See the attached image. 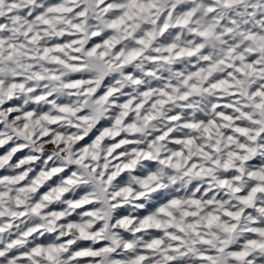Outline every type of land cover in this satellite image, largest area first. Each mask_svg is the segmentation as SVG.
Instances as JSON below:
<instances>
[{
    "label": "snow or ice",
    "instance_id": "obj_1",
    "mask_svg": "<svg viewBox=\"0 0 264 264\" xmlns=\"http://www.w3.org/2000/svg\"><path fill=\"white\" fill-rule=\"evenodd\" d=\"M0 150V264H264V0H0Z\"/></svg>",
    "mask_w": 264,
    "mask_h": 264
},
{
    "label": "clouds",
    "instance_id": "obj_2",
    "mask_svg": "<svg viewBox=\"0 0 264 264\" xmlns=\"http://www.w3.org/2000/svg\"><path fill=\"white\" fill-rule=\"evenodd\" d=\"M141 63L143 65V68L140 69V70L143 71V72L156 71L160 67H162V65H160V66L151 65L147 60L141 61ZM130 67L133 68V71L134 72L135 71H138V69H137V67L135 65H132ZM112 76H115L116 80H119L120 79V75L118 73H113ZM109 78H111V77L110 76H107V75L104 77V79H109ZM113 83H115V81H113ZM101 87H104V85L101 84ZM20 99H21V105L22 106H25L26 101H27V98L26 97H22ZM210 102H211V100L209 98H204L203 101H202V103L204 105H206V104H208ZM184 108H185V105H183V104L173 105L172 106V111H177L178 109H184ZM110 111H111V109H109V112ZM169 115H170V113L166 114L165 118H163L159 122H157V125L156 126L157 127H166L165 121H166V119L168 118ZM188 115L191 118L192 113L189 111L188 112ZM197 115H199V113H197ZM89 135H91V132H89ZM154 136H155V133L152 132L151 130H149L144 136L137 137V139L140 140L141 143L138 144V145H136V147H138V148L143 147ZM47 147L48 146H46L45 150H47ZM105 147L106 148H109V147H111V144L106 143V146ZM129 151H131V148L129 149ZM56 157L57 158L54 159V160H52L51 162L59 165L61 158H60V153L58 151L56 152ZM149 163H152V164H155L156 165V167L154 169H152L151 171H153V172H157V171L162 172L163 173V178L165 180H167V178L169 176L176 177V183L171 185L172 188H181L184 191H188V190L191 189L192 183H195L198 186H203L205 183H207V181H204V180H196V179H193L190 183H186L185 180H184V177L179 172L175 171L174 169L162 167L157 162V160L150 161ZM141 167L147 169V164H142V165L137 166L136 172L140 171V168ZM138 179L139 178L135 175V172H129L128 173V180L126 181V186H131V187H134V188L139 187V185L137 184V180ZM113 188L114 189H118L119 186L114 184L113 185Z\"/></svg>",
    "mask_w": 264,
    "mask_h": 264
},
{
    "label": "rangeland",
    "instance_id": "obj_3",
    "mask_svg": "<svg viewBox=\"0 0 264 264\" xmlns=\"http://www.w3.org/2000/svg\"><path fill=\"white\" fill-rule=\"evenodd\" d=\"M3 150H0V152H2Z\"/></svg>",
    "mask_w": 264,
    "mask_h": 264
}]
</instances>
